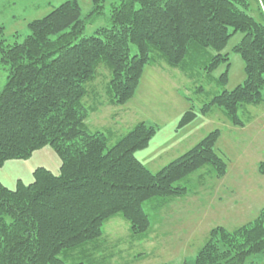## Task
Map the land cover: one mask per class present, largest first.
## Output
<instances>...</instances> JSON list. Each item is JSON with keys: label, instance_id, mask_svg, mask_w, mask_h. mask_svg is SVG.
Segmentation results:
<instances>
[{"label": "trees", "instance_id": "obj_1", "mask_svg": "<svg viewBox=\"0 0 264 264\" xmlns=\"http://www.w3.org/2000/svg\"><path fill=\"white\" fill-rule=\"evenodd\" d=\"M93 1L86 15L78 0L61 2L29 22V34L13 44L6 43L0 26V63L9 74L0 93V166L45 145L62 158L59 173L38 167L31 183L15 189L0 181V264H86L67 262L61 254L82 248L91 260L94 249L88 246L102 239L105 223L117 215L145 238L152 227L146 202L187 194L178 182L205 166L218 179L228 171L215 146L220 128L158 171L136 155L157 134V124L139 122L111 147L102 130L88 129L83 99L100 61L110 66L109 92L118 105L134 97L154 50L185 73L200 59L209 71L225 63L219 78L224 85L231 66L224 49L242 32L233 50L244 60L246 79L214 95L200 112L219 106L231 123L245 126L240 107L264 103V10L257 4L255 12L257 0H109L110 25L85 36L94 12L107 2ZM198 115L191 106L177 129ZM259 168L264 172V163ZM261 254L264 210L239 229L213 227L185 264H249L251 256Z\"/></svg>", "mask_w": 264, "mask_h": 264}, {"label": "rangeland", "instance_id": "obj_2", "mask_svg": "<svg viewBox=\"0 0 264 264\" xmlns=\"http://www.w3.org/2000/svg\"><path fill=\"white\" fill-rule=\"evenodd\" d=\"M63 1L0 0V26L5 28L6 43L23 41L30 32L28 23L46 16ZM78 2L85 15L93 9V0ZM110 3L107 0L104 9L94 12L83 35H92L98 28L110 25ZM257 4L264 10V0L256 1V13ZM242 37V32H236L224 49L230 54L231 65L226 84L219 82L227 69L225 63L209 71L200 59L190 63L192 67L185 73L180 67L171 66L154 50L151 53L153 63L144 66L134 97L121 105L113 103L109 92L112 74L109 64L105 61L98 63L95 76L87 81L83 103L89 109L88 129L102 130L109 147L139 122L157 124V134L148 147L136 155L152 171H158L191 149L208 132L220 128L221 137L215 146L227 162L228 171L218 179L213 176L214 170L205 166L178 182L187 187V194L146 202L144 207L152 219L147 237L135 235L130 223L117 215L105 223L102 239L88 246L94 249L91 260L88 261L81 248L62 253L67 262L185 264V258H194L206 243L213 227L220 225L228 230L239 229L264 210V172L259 168L264 163V103L240 107L239 115L245 126L231 123L219 106H214L208 114L200 112L214 95L224 89H234L246 79L244 60L233 50ZM8 75L7 67L0 63V93ZM191 106L198 112V117L191 124L177 129L179 119ZM61 163L60 154L52 146L45 145L29 157L8 159L0 166V181L15 189L20 183H31L38 167L44 166L53 173H59ZM248 263L264 264V255L251 256Z\"/></svg>", "mask_w": 264, "mask_h": 264}]
</instances>
